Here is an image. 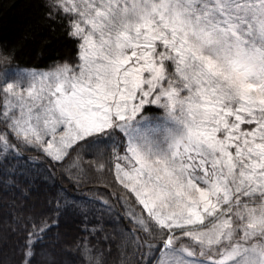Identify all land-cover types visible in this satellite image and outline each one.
Instances as JSON below:
<instances>
[{
    "label": "snow or ice",
    "instance_id": "snow-or-ice-1",
    "mask_svg": "<svg viewBox=\"0 0 264 264\" xmlns=\"http://www.w3.org/2000/svg\"><path fill=\"white\" fill-rule=\"evenodd\" d=\"M37 7L76 56L25 70L0 39V264H264V0ZM33 151L112 189L111 232L18 167Z\"/></svg>",
    "mask_w": 264,
    "mask_h": 264
},
{
    "label": "trees",
    "instance_id": "trees-1",
    "mask_svg": "<svg viewBox=\"0 0 264 264\" xmlns=\"http://www.w3.org/2000/svg\"><path fill=\"white\" fill-rule=\"evenodd\" d=\"M40 2L41 0H0V39L21 41L19 63L22 69L47 70L54 66V62L58 63L68 57L76 56V48L71 41L62 36L59 31L50 33L46 27L40 26V9L37 7ZM26 31L36 34L22 40ZM16 163L19 168L31 172L36 178V183L42 187L52 185L56 190H65L70 200L76 201L88 210L91 223L104 224L108 232L112 231L113 222L120 221V217L124 215L122 211L120 216H117L115 212L111 215L103 212L100 201L112 189L102 181L77 184L70 177L67 169H58L54 175L50 176L51 167L47 160L42 158V154L34 151L26 152ZM5 178L3 171L0 170V180ZM3 199V194L0 193V203ZM3 219V212L0 209V222ZM81 219L80 216L75 217L76 224ZM126 223L127 218L125 217L121 224ZM0 244V259L8 261L11 258L10 248L2 240Z\"/></svg>",
    "mask_w": 264,
    "mask_h": 264
},
{
    "label": "rangeland",
    "instance_id": "rangeland-1",
    "mask_svg": "<svg viewBox=\"0 0 264 264\" xmlns=\"http://www.w3.org/2000/svg\"><path fill=\"white\" fill-rule=\"evenodd\" d=\"M73 59H75V57H68V58H66V59H64V60H62V61H71V60H73ZM25 70H27V69H25ZM41 71H44V70H41ZM1 245V244H0Z\"/></svg>",
    "mask_w": 264,
    "mask_h": 264
}]
</instances>
